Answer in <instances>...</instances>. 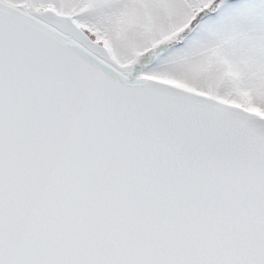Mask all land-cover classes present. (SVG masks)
Wrapping results in <instances>:
<instances>
[{"label":"snow or ice","instance_id":"6c2138e0","mask_svg":"<svg viewBox=\"0 0 264 264\" xmlns=\"http://www.w3.org/2000/svg\"><path fill=\"white\" fill-rule=\"evenodd\" d=\"M0 264H264V0H0Z\"/></svg>","mask_w":264,"mask_h":264}]
</instances>
